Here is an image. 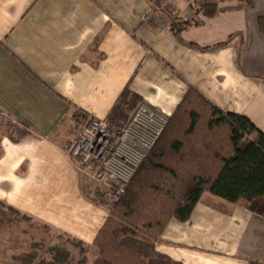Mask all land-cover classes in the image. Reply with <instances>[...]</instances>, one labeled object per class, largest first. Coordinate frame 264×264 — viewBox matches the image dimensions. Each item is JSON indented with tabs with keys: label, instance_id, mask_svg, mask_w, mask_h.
<instances>
[{
	"label": "crops",
	"instance_id": "obj_1",
	"mask_svg": "<svg viewBox=\"0 0 264 264\" xmlns=\"http://www.w3.org/2000/svg\"><path fill=\"white\" fill-rule=\"evenodd\" d=\"M262 24L264 0H0V201L29 216L30 244L42 231L81 240L89 264H110L93 248L109 208L63 146L126 88L169 116L192 87L264 132ZM156 249L183 264H264V214L205 191Z\"/></svg>",
	"mask_w": 264,
	"mask_h": 264
},
{
	"label": "trees",
	"instance_id": "obj_2",
	"mask_svg": "<svg viewBox=\"0 0 264 264\" xmlns=\"http://www.w3.org/2000/svg\"><path fill=\"white\" fill-rule=\"evenodd\" d=\"M244 1L252 7L256 0ZM217 10V2L202 7L206 16ZM189 23L172 21L169 27L177 32ZM139 101L140 95L124 89L110 125L125 123ZM205 191L264 214V132L247 115L224 111L190 87L117 201L110 203L95 187L94 199L109 208L93 240L95 254L112 264H183L158 251L156 242L171 219L190 218ZM71 241L83 255L78 264L87 262L86 244Z\"/></svg>",
	"mask_w": 264,
	"mask_h": 264
},
{
	"label": "built area",
	"instance_id": "obj_3",
	"mask_svg": "<svg viewBox=\"0 0 264 264\" xmlns=\"http://www.w3.org/2000/svg\"><path fill=\"white\" fill-rule=\"evenodd\" d=\"M157 112L140 106L124 127L111 126L107 118L87 116L66 153L84 165L97 184L112 185L118 199L165 126L167 116ZM7 115L0 107V116Z\"/></svg>",
	"mask_w": 264,
	"mask_h": 264
},
{
	"label": "rangeland",
	"instance_id": "obj_4",
	"mask_svg": "<svg viewBox=\"0 0 264 264\" xmlns=\"http://www.w3.org/2000/svg\"><path fill=\"white\" fill-rule=\"evenodd\" d=\"M140 106L146 107L147 111L153 110L155 111V113L158 111L159 114H161L162 116L163 111L156 109L150 105H147L142 101H139L133 110L137 109ZM133 110L129 113V116L131 115ZM165 115L167 116V121H168L169 116L167 114ZM105 118L109 120V116ZM8 119L9 118L7 117L0 116V129L4 128L2 130L7 129L8 131H10V126H9L10 124L8 125L6 124L7 122H10ZM83 119L84 118L80 117L76 120L75 128L77 132L71 140H69L67 143L64 144L63 149L66 156L70 158V160L80 170H82V173L87 178L90 179L91 178L90 171L84 165L77 164L75 160L70 156H68L66 153L67 145L76 137L81 127ZM126 122L127 120L125 121V123ZM125 123L116 124L113 126L124 127L127 126V124ZM145 157L141 161L140 165L144 162ZM138 168L136 169V171L138 170ZM136 171L134 174H136ZM97 185L99 186V188L101 187V191L104 193L102 194L103 197L106 196V198L107 197L109 199L111 198L109 201L110 203L117 201L114 195L116 193V189H114L112 185L111 186L105 184L103 185L97 184ZM111 195L113 197H110ZM31 224H32L31 221L24 218L21 212H16L11 207H8V205L4 201H0V264H78V261L82 259L83 255L82 253H80V247L78 246L79 248H74L76 250V252H74V250L73 249L71 250V248L75 247L76 245H74L72 242H67L68 239L63 236L62 238H59L58 235L44 233L41 230L43 234V238L41 239V242L39 241L40 242L39 243L38 241H35V243L30 244V240L28 239L29 236L25 235L26 233L24 232L29 233V231L31 230L30 229ZM25 226L28 227L25 228ZM33 227L32 229L37 230V227L35 225H33ZM17 241H19V244L17 243ZM27 247L29 249L25 250ZM83 264H88V260L87 262L85 261Z\"/></svg>",
	"mask_w": 264,
	"mask_h": 264
}]
</instances>
